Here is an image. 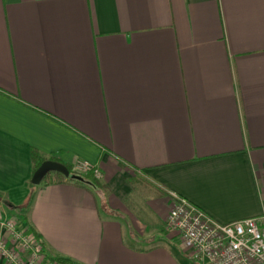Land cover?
Segmentation results:
<instances>
[{
    "label": "crops",
    "instance_id": "1",
    "mask_svg": "<svg viewBox=\"0 0 264 264\" xmlns=\"http://www.w3.org/2000/svg\"><path fill=\"white\" fill-rule=\"evenodd\" d=\"M32 150L107 193L30 184ZM171 192L220 223L264 213V0H0L5 213L80 264H185Z\"/></svg>",
    "mask_w": 264,
    "mask_h": 264
},
{
    "label": "built area",
    "instance_id": "2",
    "mask_svg": "<svg viewBox=\"0 0 264 264\" xmlns=\"http://www.w3.org/2000/svg\"><path fill=\"white\" fill-rule=\"evenodd\" d=\"M72 167L77 173L101 177L99 169L86 160H76ZM170 198L166 229L178 233L181 245L193 252L199 264H264V213L220 223L175 193ZM20 223L0 217V227L8 233V237L0 235V263L51 264L44 260L27 225Z\"/></svg>",
    "mask_w": 264,
    "mask_h": 264
},
{
    "label": "trees",
    "instance_id": "3",
    "mask_svg": "<svg viewBox=\"0 0 264 264\" xmlns=\"http://www.w3.org/2000/svg\"><path fill=\"white\" fill-rule=\"evenodd\" d=\"M31 160H32V174L36 171V169L46 160H52L57 161L54 157H44L37 151L32 150L31 151ZM61 163V162H60ZM66 168L69 171V174L71 177L65 178L62 175L55 173V172H48L42 179L43 184H52V183H60L63 181L81 186L83 188H86L88 190L96 191V192H102L107 193V188L104 184L100 183L98 179H96L93 174L86 173L81 174L77 173L73 170V167L71 164H64ZM31 184V183H30ZM20 222L24 223L28 227V231L34 236L36 243L40 246V250L43 254L44 260H50L56 264H80L77 261L65 257V256H52L49 251L47 250V247L42 240L41 236L27 223V219L25 214L19 215Z\"/></svg>",
    "mask_w": 264,
    "mask_h": 264
},
{
    "label": "water",
    "instance_id": "4",
    "mask_svg": "<svg viewBox=\"0 0 264 264\" xmlns=\"http://www.w3.org/2000/svg\"><path fill=\"white\" fill-rule=\"evenodd\" d=\"M48 172L58 173L65 178L71 177L65 165L57 161L46 160L32 174L30 179L31 184L38 185Z\"/></svg>",
    "mask_w": 264,
    "mask_h": 264
},
{
    "label": "rangeland",
    "instance_id": "5",
    "mask_svg": "<svg viewBox=\"0 0 264 264\" xmlns=\"http://www.w3.org/2000/svg\"><path fill=\"white\" fill-rule=\"evenodd\" d=\"M137 184H138V182H132V186H133L134 190L136 191V193H144V194H148L149 192H152V191H146V190H144L143 188H140V187H139L140 185H137ZM150 190H151V189H150ZM150 194H151V193H150ZM169 208H170V206L168 207V210H169ZM17 214H18V213H17ZM0 217H1L2 219H5V220L10 219V220L13 221L15 224L20 223V218H19V217H12V216L7 215V214L5 213V211L2 209L1 205H0ZM20 224H22V223H20ZM164 228H165L166 231L171 232L170 230H167V229H166L165 224H164ZM0 235L3 236V237H8V233H7L5 230H3L2 227H0ZM180 245H181V244H180ZM180 245L175 243V247H177V249L181 251L183 247H182V245H181V246H180ZM17 248H21L20 245L17 246ZM22 250H23L22 252H23L26 256H28L27 249L24 248V247H22ZM50 262H51V264H56V263H54V262H52V261H50ZM185 264H199V263H198L195 259H192V258H186Z\"/></svg>",
    "mask_w": 264,
    "mask_h": 264
}]
</instances>
